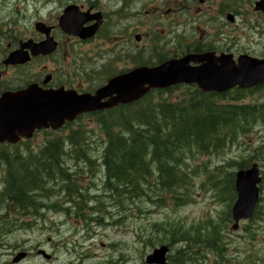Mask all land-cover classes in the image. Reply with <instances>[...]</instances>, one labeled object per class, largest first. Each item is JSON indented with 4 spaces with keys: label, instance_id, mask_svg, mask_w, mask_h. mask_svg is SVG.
<instances>
[{
    "label": "rangeland",
    "instance_id": "obj_1",
    "mask_svg": "<svg viewBox=\"0 0 264 264\" xmlns=\"http://www.w3.org/2000/svg\"><path fill=\"white\" fill-rule=\"evenodd\" d=\"M255 1L257 0L135 1L132 7L140 10L139 15L142 16L134 21L130 33H137L141 41L136 43L133 39L135 44L130 41L129 43L133 44V47L139 46L140 53L145 47L154 46L155 49H160L164 56L179 54L185 49L192 48L196 43L203 45V49H234V51L246 49L252 55L262 56L264 16L253 12L252 6ZM147 9L149 14L154 10L152 17H144ZM228 14L234 17L233 23L226 20ZM125 24L127 23L119 22L114 17L109 20L107 16L105 26L107 32L102 33L107 40L91 50L98 56L99 50L108 51L113 47L116 54L125 55L129 50L125 49L127 47L125 44H122L126 38L125 32L109 29V26L118 27ZM81 50L85 51V49ZM82 51H79L80 55ZM153 54V57H146L147 54H144L142 58L149 64L161 59L158 50ZM164 56L162 58H165ZM99 61V58L94 60L95 63ZM183 92L184 89L176 90L168 93L167 96L171 98L170 102H173L179 100ZM234 95L231 93L225 96L223 101L235 104L236 102L231 99ZM238 103L264 104V88L252 95H246ZM94 120L95 118L91 121L90 117L81 119L70 134H67L77 144L65 147L64 164L72 177L78 172L76 177L90 196L86 200L89 203L88 208L107 211L105 215L97 212V215L93 216L96 220L98 215H102V223L95 226L76 218L73 212L67 215L57 211V208H42L37 219L32 220L28 215L22 216L23 220L32 222L33 228L10 231L15 215L10 214L9 220H6L4 217L8 213L0 209V264H12L15 254L22 251L30 252L31 258L21 264H145V256L160 244L152 243L150 246L147 244L149 239L163 235L155 224L168 226L179 224L186 229L204 230L210 223L220 226L222 252L217 255L202 245L191 246L188 254L192 261L183 264H264V181L261 184L257 218L240 223L237 231H232V223L224 220L225 213L227 214L228 208L234 203L235 197L228 189L224 190V184L220 182L224 174H232L237 170L234 164L233 167L228 165L230 162L238 163L250 159L257 162L261 172L264 173V125L261 122L250 124L246 133L233 134L228 139L230 146L211 154L194 152L188 154L187 171L192 184L188 191H178L187 201L178 204L171 196L158 193L162 200L156 205L155 202L137 197L132 201L118 203V198L104 189L103 170L99 167L95 168L94 163L88 165L78 157V154L83 152L93 159L96 165L98 164L97 159L101 156L105 139ZM64 135L65 133L62 132L50 135L39 134L32 139L33 148L30 150L35 154L40 150L37 144L43 140L57 139L58 136ZM202 167L207 171L205 174ZM217 167L222 168L220 178L214 176L213 179L207 180L206 173L216 174ZM1 180L0 168V182ZM219 185L220 196L215 189ZM58 198L63 199L61 196ZM51 199L50 202L56 200V197ZM47 204L49 202H46ZM2 207L0 201V208ZM179 247L182 246L171 247L169 255L174 254L175 249ZM38 249L51 255L52 260L46 262L35 257ZM193 251H197V255H193Z\"/></svg>",
    "mask_w": 264,
    "mask_h": 264
},
{
    "label": "trees",
    "instance_id": "obj_2",
    "mask_svg": "<svg viewBox=\"0 0 264 264\" xmlns=\"http://www.w3.org/2000/svg\"><path fill=\"white\" fill-rule=\"evenodd\" d=\"M178 89L181 87L155 91L138 102L135 109L118 108L94 117L105 139L101 163L96 165L82 152L80 159L89 165L94 163L95 168L103 170L104 189L117 197L118 203L132 201L134 197L157 203L162 199L158 192L171 196L178 204L185 203L187 200L178 191H188L192 184L187 171V155L192 152H216L230 146L228 139L233 134L246 133L250 124L258 121L264 124V104L238 103L245 98L244 92H235L231 99L236 103L231 104L224 102L222 96H217L215 101L212 96L186 87L179 100L170 102L165 94ZM69 140L71 145L77 144L71 137ZM26 150L28 153L25 157L12 154L14 156L11 155L10 159L13 162L4 169L0 201L6 202L12 208V213L21 219L23 215L38 216L42 208H57V211L67 215L73 212L83 222L91 221V215L96 212L106 214V210L88 208V191L75 175L72 177L65 169L66 152L60 140L49 141L35 154L29 148ZM252 162L249 159L228 165L245 169ZM202 170L203 174L207 172L204 167ZM215 171L216 174L206 173V179H213L214 176L220 178L222 168L217 167ZM48 181H52L50 184L56 189L48 187ZM220 182L224 184V190L228 189L233 195V174H224ZM52 197H56V200L50 202ZM153 197L156 199L153 200ZM46 202L49 204L46 205ZM155 227L163 235L149 239L150 245L182 246L169 257L171 264L192 261L188 254L191 246L202 245L217 255L223 250L220 226L217 224L210 223L204 230L186 229L179 224H155ZM197 253L192 252L193 255Z\"/></svg>",
    "mask_w": 264,
    "mask_h": 264
},
{
    "label": "flooded vegetation",
    "instance_id": "obj_3",
    "mask_svg": "<svg viewBox=\"0 0 264 264\" xmlns=\"http://www.w3.org/2000/svg\"><path fill=\"white\" fill-rule=\"evenodd\" d=\"M135 1L153 0H0V98L3 94L23 91L29 86L41 92L63 90L93 94L99 80L106 83L110 77L129 69L130 66L126 64L136 61L140 55L139 46L133 47V39L138 43L140 36L130 33L134 21L142 16L139 15L140 10L132 7ZM150 12L147 9L144 17H152L154 10ZM65 13L70 19L82 23V29L90 30L97 22V31L85 39L65 32L59 25ZM107 16L109 20L114 17L119 22L127 23L118 27L109 26V29L125 32L126 38L122 44L129 49L125 55L116 54L113 47L108 51L99 50L98 56L91 50L107 40L102 35L107 32ZM30 49L54 50L49 55H35ZM147 49L151 53L150 49L153 48L145 47L141 53L145 54ZM204 50L209 49H195L197 52ZM210 50L216 54L223 50L234 54V49ZM79 51H82L81 55ZM245 52L254 56L249 50ZM181 56L173 54L165 60ZM97 58L100 60L98 65L94 62ZM124 60H127L126 64ZM162 60L157 64L165 61ZM44 132L53 133L42 130L35 132L33 137Z\"/></svg>",
    "mask_w": 264,
    "mask_h": 264
},
{
    "label": "water",
    "instance_id": "obj_4",
    "mask_svg": "<svg viewBox=\"0 0 264 264\" xmlns=\"http://www.w3.org/2000/svg\"><path fill=\"white\" fill-rule=\"evenodd\" d=\"M255 10L264 12V0L255 3ZM62 23L64 30L75 28L73 25L75 22L63 21ZM42 52L46 54L50 51L45 49ZM191 63L198 66H190ZM263 82L264 60L240 56L236 62H233L230 55H221L218 58L211 53L187 55L157 67H141L117 76L92 96L52 92L37 96L35 100L28 102L20 100L17 96L7 97L0 101V143H15L16 136L30 138L34 128H47L46 122H50V127L57 130L64 120L71 121L77 114L130 104L153 89L185 84L196 85L197 89L203 93H223L235 87L252 88ZM107 98L108 100L103 102ZM24 103L26 107L21 108ZM260 181L256 165L235 174L234 189L237 199L231 211L234 230L237 229L240 220L251 218L258 201L257 185ZM167 253L166 246L154 249L146 257V264H165ZM24 257L25 254H19L14 262ZM44 257L48 259L47 256L44 255Z\"/></svg>",
    "mask_w": 264,
    "mask_h": 264
},
{
    "label": "bare ground",
    "instance_id": "obj_5",
    "mask_svg": "<svg viewBox=\"0 0 264 264\" xmlns=\"http://www.w3.org/2000/svg\"><path fill=\"white\" fill-rule=\"evenodd\" d=\"M105 145V143L103 144V146ZM82 154L84 155V156H86V157H88L86 154H84L83 152H82ZM78 157L79 158H82V157H80V153L78 154ZM89 158V157H88ZM65 159V158H64ZM237 168V167H236ZM52 181H50V183H51ZM49 183V181L47 182V186L48 187H54L52 184H50ZM95 215H97V212H96V214ZM94 215H91V221H89L90 223H92V224H95V226H97L99 223H102V220H103V216L102 215H98L99 217L95 220L94 218L95 217H93ZM111 264V263H110Z\"/></svg>",
    "mask_w": 264,
    "mask_h": 264
}]
</instances>
